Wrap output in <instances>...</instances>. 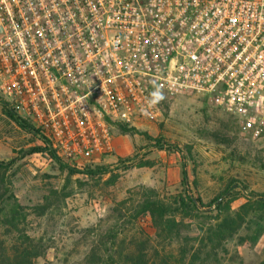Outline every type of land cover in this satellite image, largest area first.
I'll return each mask as SVG.
<instances>
[{"label": "built area", "instance_id": "built-area-1", "mask_svg": "<svg viewBox=\"0 0 264 264\" xmlns=\"http://www.w3.org/2000/svg\"><path fill=\"white\" fill-rule=\"evenodd\" d=\"M177 96L264 140V0H0V98L63 164L112 154L108 122H157Z\"/></svg>", "mask_w": 264, "mask_h": 264}, {"label": "rangeland", "instance_id": "rangeland-1", "mask_svg": "<svg viewBox=\"0 0 264 264\" xmlns=\"http://www.w3.org/2000/svg\"><path fill=\"white\" fill-rule=\"evenodd\" d=\"M6 102L0 98V162L6 165L1 200L13 196L17 214L25 215L15 229L0 219L7 248L25 234L38 247L33 264H88L97 262L96 254L90 256L96 250L105 261L107 254L129 249H141L146 264H264V207L254 197L264 195V140L240 135L233 120L202 97L163 101L157 122L127 135L115 132L119 145L112 154L76 162L77 170L107 167L93 178L69 174L44 154L28 155L42 143L7 117ZM149 191L163 203L187 192L198 211L168 218L171 233L157 230L148 214L130 221ZM124 200L126 207L118 208ZM224 218L233 220L236 233L221 245L208 242Z\"/></svg>", "mask_w": 264, "mask_h": 264}, {"label": "trees", "instance_id": "trees-1", "mask_svg": "<svg viewBox=\"0 0 264 264\" xmlns=\"http://www.w3.org/2000/svg\"><path fill=\"white\" fill-rule=\"evenodd\" d=\"M5 113L7 117L11 121H13L14 124L17 125L20 129L26 130L33 137L41 141L42 146L28 150V155L41 153L47 156L51 161L63 164V162L58 158L56 152L52 149L49 140L41 133L40 130L36 129L30 122L21 119L11 109L5 110ZM108 123L112 127V131L120 135L131 134V132L134 131L133 127H128L118 123ZM155 145V147L158 148L163 147V144L160 141H157ZM64 165H66V169L68 170L69 174L82 173L88 178H93L98 174L107 172V167L85 166L77 170L80 166L77 167L76 164ZM5 172L6 165L3 162H0V190L5 189V179L3 174ZM181 176L183 178L182 182L184 183V185H186L187 174L185 168H182ZM186 193L187 192H185L184 199L182 197H178L176 200H173L172 203H163L162 201L158 200L154 192H144V195L135 204V214L132 218H130V221H133V219L135 220V217L137 218L140 215L148 214L153 222L154 227L157 228V230H159L160 232H164L166 230L168 231L167 233H171L173 230L170 229L174 227V224L168 218H173L176 215L183 214L187 211H198L194 200H192L190 195ZM254 197L257 198L255 199L256 203L260 204L259 208L263 209L264 195H254ZM11 202H13V196L10 195V197L6 200H1L0 194V219L5 218L6 225H9L11 229H15L16 226L19 225V223L23 222H20L18 218L25 215H23L22 213V216H19L17 214V210H19V207H17L15 203L11 204ZM127 202V200L121 201L117 204V207L125 208ZM197 203H200L199 200H197ZM221 203V201L218 203L219 207H222ZM38 210H40V208ZM232 222L233 220H231V218L222 219V222L215 227L213 233L209 231V235L211 234V236L207 238L208 242H212L213 240L216 242V245H221L225 241L230 240L237 231V227H234ZM11 229H9L7 233H11ZM15 240V246L7 248L0 234V264H33V260L39 256L38 247L35 246L33 241L25 234L22 236H18L17 238H15ZM111 240L115 241L116 236L113 235L111 237ZM109 252L110 251H108V253ZM95 254L98 256L97 262H89L88 264H146V256L145 254H143V251L141 249H136L134 251L129 249L126 251L121 250L118 252H113L111 254H107V258L105 261H103L99 256L97 250L96 252L91 253L90 256L95 257ZM107 261L110 262L107 263Z\"/></svg>", "mask_w": 264, "mask_h": 264}, {"label": "crops", "instance_id": "crops-1", "mask_svg": "<svg viewBox=\"0 0 264 264\" xmlns=\"http://www.w3.org/2000/svg\"><path fill=\"white\" fill-rule=\"evenodd\" d=\"M117 145H119V144H117V142H116V146H115V144H114V150L117 149Z\"/></svg>", "mask_w": 264, "mask_h": 264}]
</instances>
